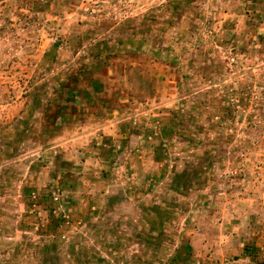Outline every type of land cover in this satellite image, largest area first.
<instances>
[{
    "label": "rangeland",
    "instance_id": "1",
    "mask_svg": "<svg viewBox=\"0 0 264 264\" xmlns=\"http://www.w3.org/2000/svg\"><path fill=\"white\" fill-rule=\"evenodd\" d=\"M162 1L53 0L35 12L25 0H0V257L5 245L22 240L21 220L32 223L39 216L27 209L24 185L43 192L57 184L58 158L73 165L78 210L89 205L95 210L85 226L111 227L135 242L141 239L128 250L143 261L169 264L183 249L186 264H264V0H216L219 9L204 26L209 45L217 43L213 53L237 64L226 84L241 88L246 104L239 108L234 133L215 132L226 140L225 161L216 162L210 169L216 177L199 188L174 191L171 165L153 186L150 175L161 164L148 149L132 155L130 174L118 164L108 177L96 155L109 137L121 143L123 126L134 132L123 152L133 149L144 128L157 127L155 117L177 108L179 69L165 60L128 47L82 79L87 98L47 102L56 73L80 54L67 37L101 33V22L142 16ZM53 120L59 126L54 131ZM167 206L175 211L168 213Z\"/></svg>",
    "mask_w": 264,
    "mask_h": 264
},
{
    "label": "trees",
    "instance_id": "2",
    "mask_svg": "<svg viewBox=\"0 0 264 264\" xmlns=\"http://www.w3.org/2000/svg\"><path fill=\"white\" fill-rule=\"evenodd\" d=\"M25 1L27 8L36 12L47 9L53 0ZM215 3L216 0H165L142 16L125 17L120 23L101 22L102 29L105 28L101 33L88 31L90 37L77 34L66 38L80 54L65 66L64 71L56 73L58 81H54L47 97L49 106L55 99L64 97L68 102L78 97L87 98L82 79L88 78V74L107 58L128 47L135 50L133 53L146 52L179 69L178 84L174 83L179 94L176 109H169V115L155 117L153 121L157 122V127L144 128L133 149L123 152L128 137L134 133L126 126L120 131L121 143L109 137L98 146L96 155L103 165V177L115 173V166H125L123 163L126 162L124 173L130 174L132 155L143 149L150 150L154 161L161 164L159 172L150 175L153 186L164 177L170 165L172 188L180 194L199 188L216 177L210 169L217 167L216 162L225 161L222 145L226 140L220 131L234 133L236 117L240 106L246 104V95L240 97L241 88L226 84L227 73L234 72L237 64L214 54L217 43L215 47L213 41L209 45L210 37L204 31V26L211 23V13L219 9V1ZM54 56L51 54L49 59L54 60ZM96 83L93 82L92 87L99 88ZM34 98L36 103L41 102L39 94L35 93ZM57 126L53 124L52 131L57 130ZM217 129L221 130L215 136ZM121 153L124 155L120 157ZM55 168L53 175L58 183L50 184L46 191L24 185L21 195L27 209L33 216H39L32 223L28 219L21 220L20 229L25 232L23 238L5 245L0 264H155L154 261H143L141 254L128 250L130 243L140 244L141 239L135 242L132 235L113 232L111 227L92 224L86 227L90 212L95 213V210L91 205L78 210L73 165L57 158ZM133 182H130L131 191L135 189ZM170 208L167 206L166 211H175ZM147 209L154 210L155 206L149 205ZM39 211L44 213L39 214ZM149 240L148 237L144 239L145 246L150 244ZM182 253L183 249L179 250L178 260L173 258L169 264H186L185 260L181 261Z\"/></svg>",
    "mask_w": 264,
    "mask_h": 264
},
{
    "label": "crops",
    "instance_id": "3",
    "mask_svg": "<svg viewBox=\"0 0 264 264\" xmlns=\"http://www.w3.org/2000/svg\"><path fill=\"white\" fill-rule=\"evenodd\" d=\"M127 163V162H126ZM126 163H123L125 166H126ZM132 166H134V165H132ZM132 166H130V167H132ZM158 209H160V207L158 208ZM169 213V212H168ZM93 225V224H92ZM17 229V227H15V229L14 230H16ZM19 229V228H18Z\"/></svg>",
    "mask_w": 264,
    "mask_h": 264
}]
</instances>
